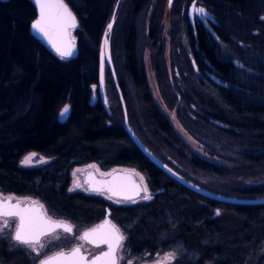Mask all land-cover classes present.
I'll use <instances>...</instances> for the list:
<instances>
[{
  "label": "trees",
  "instance_id": "trees-1",
  "mask_svg": "<svg viewBox=\"0 0 264 264\" xmlns=\"http://www.w3.org/2000/svg\"><path fill=\"white\" fill-rule=\"evenodd\" d=\"M64 1L78 20V52L71 59L59 58L30 32L37 15L30 0H0V192L36 197L57 215L88 220L100 212L103 202L68 191L71 168L85 161H95L103 169L134 168L154 196L149 202L115 209L127 229L133 257L174 251L172 264H243L248 250L264 240V204H226L184 188L133 145L123 129V112L110 78L105 82L107 109L100 98H91L93 88L98 95L99 44L116 14L111 60L127 121L142 142L160 157L149 138L153 137L180 160L178 166H170L205 189L264 197V0H198L212 14L211 28L218 40L201 23L191 26L183 18V0L173 1L177 5L169 20L170 58H185L189 74L185 78L183 69L178 74L198 104L178 88L175 74L168 75L162 45L156 44L167 0H154L150 10L146 34L162 102L175 110L208 158L182 152L163 136L180 143L149 93L132 23L150 0ZM180 30L199 72L177 43ZM217 42L225 43L237 60L224 59ZM132 95L139 112L131 105ZM65 106L68 116L59 121ZM28 152L52 160L24 167L19 161ZM216 210L221 213L215 215ZM162 232L171 237L160 239ZM12 257L0 245V260L18 264ZM255 264H264V252Z\"/></svg>",
  "mask_w": 264,
  "mask_h": 264
},
{
  "label": "rangeland",
  "instance_id": "rangeland-1",
  "mask_svg": "<svg viewBox=\"0 0 264 264\" xmlns=\"http://www.w3.org/2000/svg\"><path fill=\"white\" fill-rule=\"evenodd\" d=\"M174 0H171V3L169 2V0H167V3H165V7L161 13V23H160V37L158 39V41L156 42L157 45H162V51H163V56L166 62V67H167V73L169 76H171L173 74H175L174 76V81L177 84L178 88L182 91L185 92L187 95H189L192 99V103L193 104H198L199 103V99L196 98L191 92L190 89L187 88V86L184 84V82L182 81V78L180 77V75L178 74V69H183L184 71L182 72L184 77L186 78V76H188V71L186 70L187 67H185L184 63H183V59L182 57L179 56H175V58H170V54H171V43H170V38L168 36V31H169V20H170V15L173 14V6L177 5L176 3L173 2ZM192 0H183L182 4H181V11H182V16L183 18H185L186 20H188V16H187V10H188V6L191 3ZM154 3V0H150L149 4L143 5L142 6V12L139 13V15L137 16V18L132 19V23L134 25V27L136 28V32H137V51L138 54L140 56V60L143 64L144 67V71H145V75H146V80H147V87L149 89V93L153 99L154 102H156V104L158 105L159 109L161 110V112L163 113L164 117H166V119L168 120L175 136L177 137V139L180 140V143L177 142H173V139H171L170 137H167L166 135H163L164 137H166V140L171 143V145H174L176 149H179L182 152L185 153H189L192 152L193 154H196L197 156L203 157V158H208V156L206 155V153L204 152V148L203 146L196 141V139L186 130V128L183 126V124L181 123V121L179 120V117L177 116V114L175 113V110H170L168 109L164 103L162 102V96L160 93V88H159V83L157 81V77H156V73L154 70V65L152 62V50L153 47L150 45L151 44V40L148 39L147 34H146V30L148 27V23H149V18L151 16V8L152 5ZM185 22V19H183ZM198 21V18L196 16L193 17V24H195ZM184 23H180V27L183 29L184 28ZM71 36L73 39H75L74 36V30H71ZM183 31L180 30V34L179 37L177 39V43L180 45V49H182L185 53L186 56L189 59H191L190 56V52L188 50L187 47V42L185 39V36L182 35ZM112 34H110L111 37ZM109 38V35L106 36V39ZM176 41V36H175V40L173 42ZM152 48V49H151ZM216 48L218 50V52L220 53V55L227 60L230 61H236L237 60V56L236 54L230 50V48L223 42H217ZM179 50V49H178ZM177 50V51H178ZM110 56H111V52H110ZM111 64H112V70L110 69L109 64H107L105 62L104 64V80L106 82V80L108 78H110L113 82V85L115 87L116 90V96H117V100L120 103V100L118 98V90L119 86L117 84V80H116V75L114 72V68H113V63L111 60ZM181 74V73H180ZM93 94H92V98L91 101H95L97 99V97L99 98V93L97 95L95 88H93ZM97 89V88H96ZM104 90H105V97H106V104L108 106V99H107V91L108 89H106V87L104 86ZM131 89L128 87V91L132 94V92L130 91ZM98 92V90H97ZM121 94V92H120ZM109 95V99L111 98L110 93H108ZM122 95V94H121ZM122 97V96H121ZM130 102L132 107L135 109V111L139 112L140 108L138 103L136 102L137 99L135 97V95H132L130 97ZM123 104H124V108L126 107L125 105V101L123 100ZM121 106V104H120ZM195 109V108H194ZM196 110V109H195ZM142 118L139 116L138 117V123L139 125H141L143 127L144 130H146L144 124L142 123ZM130 128L132 130L133 127L130 125V123H128ZM123 125V122H122ZM135 132V131H134ZM136 133V132H135ZM137 135V134H136ZM138 136V135H137ZM149 136V135H148ZM139 137V136H138ZM149 138L152 141V146L155 147L156 150H158L159 152V158L164 161L167 165L170 163H174L176 166L179 165V159L174 156V154L172 152H170L169 150L165 149L164 147L159 145V142L156 140H154L153 137L149 136ZM148 147V146H147ZM118 148V146H117ZM149 148V147H148ZM107 149V148H105ZM112 148H108V150H110ZM150 149V148H149ZM154 153V152H153ZM30 154H35V155H31ZM156 155V154H155ZM157 156V155H156ZM30 157V158H29ZM158 157V156H157ZM26 158L27 159L26 161ZM52 160V158H48L45 157L43 155H40L38 153L35 152H28L26 154H24L22 156V158L19 161V164L24 166V167H38V166H44L46 164H48L50 161ZM26 161V162H25ZM171 167V166H170ZM88 168H94V170L99 174V175H107L109 172L115 170V169H120L126 172H131L135 177V179L141 183L142 188H143V196L146 195H150L151 199H143V196L139 197L138 199L132 200L130 202H128L127 204H135V203H143V202H149L150 200L153 199V194L151 193V191L147 188L144 177L138 173L136 170L130 168V167H125V166H113L111 168H107L106 169H101L99 167L98 164L95 163H88L85 165H80V166H73L71 168V170L69 171V185H68V190L69 191H75V190H81L84 191V186L82 185L80 176H79V172L82 170H86ZM172 168V167H171ZM173 169V168H172ZM175 170V169H174ZM176 171V170H175ZM177 172V171H176ZM178 173V172H177ZM181 175V174H180ZM184 177V176H183ZM245 185H248L249 183H243ZM71 189V190H70ZM145 189H147V191H145ZM208 190V189H207ZM211 191V190H210ZM218 193V192H217ZM221 194V193H220ZM224 195V194H223ZM0 196H4V194H2L0 192ZM32 197V196H30ZM34 198V201L37 202V204H39L44 211L49 214V215H53L52 213H50V211L48 210V208L45 206V204L40 201L38 198L36 197H32ZM242 198V197H240ZM221 213L220 210H216L215 215H219ZM0 238H8L12 235V231H13V226L10 223V221H8V226H4L2 223V219H0ZM81 224H79L76 228V232L77 231H81ZM171 233H166V232H162L160 234V239H168L169 237H171L170 235ZM58 235L57 234H53L47 238H45L44 240H42V242H46L49 239H54L57 238ZM127 236L125 235L124 240L126 241ZM216 241L213 240L212 244H214V242ZM204 243L207 242V240L203 241ZM10 245L9 247H20L22 249H24L28 255H29V259L30 262L32 264H37L38 261L40 260L41 256L40 254H33L32 253V249L28 248L27 246H21V245H17V244H13L11 242H9ZM37 249L39 250L40 247L39 245H37ZM30 250V251H29ZM264 252V240H262L255 248H252L250 250H248V252L246 253L245 257H244V261L243 264H255L257 258ZM137 258V259H136ZM133 259H128L126 261V264H143V263H151L154 264L156 262L161 261L162 264H172L174 258H175V252L174 251H155V252H144L141 255H139L138 257H136ZM206 264H211V263H206Z\"/></svg>",
  "mask_w": 264,
  "mask_h": 264
},
{
  "label": "flooded vegetation",
  "instance_id": "flooded-vegetation-1",
  "mask_svg": "<svg viewBox=\"0 0 264 264\" xmlns=\"http://www.w3.org/2000/svg\"><path fill=\"white\" fill-rule=\"evenodd\" d=\"M123 1L124 0H122V2ZM198 6H203V5L201 4L200 1L196 0L195 7H198ZM141 12H142V10H141ZM115 15L113 16V18L110 19V21L108 22V24L106 25V28H105L106 30H108L107 26L112 22V28L110 31H108L109 39L107 40L110 48H111V46H110L111 45L110 34H112V31L114 28ZM194 16L197 17L196 14H194ZM197 18H198L197 22L201 23L204 26L205 30L208 31L206 26L199 19V17H197ZM188 21H189V18H188ZM190 25L193 26L192 23H190ZM216 40H218V39L216 38ZM186 42H187V39H186ZM190 56H191V53H190ZM179 57H182V56H179ZM182 59H183L182 61H183L184 65L186 67L187 65L185 64L186 63L185 58L182 57ZM189 63L193 66V68L196 72H199L198 71V64L195 63L192 56H191V59H189ZM123 129H124V126H123ZM124 131H125V129H124ZM125 133H126V131H125ZM133 145H134V143H133ZM88 163H95V161H85V162L79 163L77 166L85 165ZM96 164L99 165V163H97V162H96ZM113 166H120V165H112L108 168H111ZM99 167L101 168L100 165H99ZM101 169H103V168H101ZM132 169H134V168H132ZM134 170H136V169H134ZM117 171L123 172V170L115 169V170L109 172L107 175H99L94 170V168H88L86 170H82L79 172V176H80L82 185L84 186L85 190L84 191H81V190L69 191L68 190L69 192L80 193L83 196L92 197V198L98 199V200L103 202V205L101 206L100 212H98V214H96V215L95 214L91 215V218L88 220H78V219H74L72 217H68V216H64V215H57V214L53 213L45 205L48 208V210L50 211V213L53 214V215H49L41 207L40 211L42 212V214H41L42 216H44L45 218H50L51 220H54V221L66 222L67 224L72 226V232L67 233V232H64L62 228H56L54 232H52L48 235L41 236L40 237V243L43 244L44 247L40 248L39 250L37 249V251L39 252V254L41 256L40 260L45 259L47 257L55 256V254L63 252L65 254V256L61 258L60 264H72V260L69 259V257L71 256V250L77 246H79V248H80L79 256L83 257V259L79 261V264H91V262L96 257H101V259L98 260L96 262V264H109V261L111 259L115 260V264H126V261L128 259L134 260V258H136V257H133L131 248L128 245L129 236H128L127 229L120 221L117 220L116 212L121 210V208H125L127 206L133 205V204H127V203L143 196V191L136 198L130 199V198L124 197L123 196L124 194L122 195L116 189L114 190V189L110 188V184H109V182H106L107 180L105 178H108L112 173H115ZM138 173H140V172H138ZM144 180H145V178H144ZM145 183H146L147 188L149 189L146 180H145ZM150 191L154 196V191H152V190H150ZM2 194H4V196H2V197L0 196L2 200L7 198V197H11L10 201L4 202L8 206L17 205V203L19 202V207L21 209H23V208H30L31 209V207H32L31 204L33 202H35L34 198H32L30 196H26V195H15V194H10V193H2ZM144 197L145 196H143V199H144ZM16 201H17V203H14ZM35 203H37V202H35ZM115 209H119V210H115ZM106 218L108 219L109 223L106 224L105 228H102L101 230H99V227L101 226V224L104 223ZM0 219H2L3 225H4V221L7 220V222L10 221V223L13 226L12 235L10 237L0 238V245H2L4 247L5 253H8L10 255L15 256V257H12V259L16 260V258H17L19 261L18 264H20V261H22L24 264H32L30 262L28 253L24 250L25 248L22 249L19 246L17 248L16 247H9V245H10L9 242H11L13 244H17V242L15 240H13V235L15 234L16 225L19 223V217H0ZM79 224H81L82 229H81V231L76 232V228ZM113 226L115 229L119 230V232H118L119 235H122L124 238L126 235L127 239H126V241L124 239L122 241H120L119 246H117L115 241H113L114 252H113L112 257H103L102 256L103 253L109 252V247H108L107 243L101 242V237L106 235V234H110ZM91 229H96V232L92 233L88 239H79L78 238V237L82 236L85 231H88ZM53 234H57L58 238L49 239L46 242H42V240H44L45 238H47ZM17 245H19V244H17ZM21 246H24V245H21ZM37 251L32 250V253L35 255V254H37ZM40 260L38 261L37 264H40ZM11 262L12 261H7L4 259L0 260V264H12ZM53 264H55V263H53ZM143 264H151V263H143Z\"/></svg>",
  "mask_w": 264,
  "mask_h": 264
},
{
  "label": "water",
  "instance_id": "water-1",
  "mask_svg": "<svg viewBox=\"0 0 264 264\" xmlns=\"http://www.w3.org/2000/svg\"><path fill=\"white\" fill-rule=\"evenodd\" d=\"M1 1H6V0H1ZM30 1L34 4L36 12H37L36 18L30 24V32L36 38H38L46 47H48L56 56H58L59 58H62L61 55L57 52L56 48H54L52 46V44L49 43L47 38L42 37L40 34L34 32L32 30V27H31L32 23L36 19H38V17H39V7L35 3V0H30ZM63 2H64V4L67 5L68 9L71 11L73 16H75L74 13L72 12V10L70 9V7L68 6V4L64 0H63ZM195 2H196V0H192L190 5L188 6V10H187V14H188L187 16L189 18L190 23H192V24H193L194 14H196V9L197 8L205 9L203 6L195 7ZM205 10L207 12V16L197 15V14L196 15H197V17H199L201 22L206 26L207 30L211 33L213 38L216 39L217 37L213 33L212 28H211V24H214L215 20L212 17V14L207 9H205ZM75 18H76V16H75ZM75 24H76L75 27H72L69 25V26H66L65 28H63V30L60 31L59 33H57V32L52 33V39L59 47H61V48L69 47L71 52H72V54L70 56L63 57L62 59H71V58L75 57L77 52H78L76 40L72 38L71 32H70L71 30H75L78 27L77 18L75 20ZM111 24H112V22H111ZM105 33H106V29L103 32L101 42L99 44V72H98L97 90H98L99 98H100L101 102L103 103L104 107L107 109L105 90H104V86H105L104 64H105V62L107 64H109L111 70H112V64H111V56H110V47H109V44L107 41L109 38L106 39ZM214 80L218 82L217 79H214ZM117 92H118L117 94H118V98H119L120 104H121V109L123 112V126H124V129H125L128 137L134 143V145L143 153V155L147 159H149L156 167H158L166 176H168L169 178H171L172 180H174L176 183L180 184L184 188L189 189L192 192H194V193H196V194H198L204 198L216 200V201L226 203V204H235V205L264 204V197L240 198V197L223 195V194H220V193H217L214 191L207 190V189L195 184L194 182L188 180L187 178L183 177L179 173H177L174 169H172L169 165H167L164 161H162L159 157H157L142 142V140L136 135L134 130H132L130 128L128 121H127L126 110L124 108V104L122 101L120 91L118 90ZM61 111H60V113H61ZM60 113L58 116V120L64 121L67 118L69 111H68L67 115L64 116L63 118H61ZM134 177L135 176L131 172L117 171L115 173H112L108 178H105V179L107 180L106 182H109L110 188H112L114 190L116 189L122 195L124 194L123 195L124 197L132 199V198H136L137 196H139L140 193L143 191L141 183L138 182ZM161 191H162V189H159L156 192H161ZM8 198L9 197L2 200L0 197V201H3V202L10 201V199H8ZM14 203H17V201ZM31 206H32L31 209L34 210V213L36 215L42 214V212L40 211L41 206L39 204L33 202L31 204ZM105 221H108V219L106 218ZM105 221L103 224H101V226H103V227H99V230L106 227ZM61 258L54 260L53 263L60 264ZM154 264H162V262L159 261V262H156Z\"/></svg>",
  "mask_w": 264,
  "mask_h": 264
},
{
  "label": "snow or ice",
  "instance_id": "snow-or-ice-1",
  "mask_svg": "<svg viewBox=\"0 0 264 264\" xmlns=\"http://www.w3.org/2000/svg\"><path fill=\"white\" fill-rule=\"evenodd\" d=\"M169 2L171 3V0H169ZM35 3L39 7V17L32 23V30L40 34L42 37L47 38L49 43L52 44L54 48H56L57 52L61 55L62 58L70 56L72 54L70 48L59 47L53 41L52 33H59L63 30V28L69 25L75 27V16H73L67 5L64 4L63 0H35ZM196 14L207 16V12L203 8H197ZM262 19H264V17H262ZM111 28L112 24L110 23L108 25V30H106L105 33L106 36L108 35V31H110ZM68 111V106H65L60 113L61 118L66 116ZM31 155L35 154H30V156ZM29 158H26V161ZM145 191H147V189H145ZM8 199H11V197H9ZM144 199H151V196L146 195ZM0 217H19V223L16 225L13 240H15L17 244L27 246L33 251H37V245H39L40 248H43L44 245L40 243V237L54 232L56 228H62L63 231L67 233L72 232V226H70L66 222L54 221L50 218H45L42 215H36L34 214V210L30 208L21 209L19 207V202L17 203V205L8 206L3 201H0ZM107 223L108 221H105V224ZM4 226H8L7 220L4 221ZM95 232L96 229L85 231L83 235L78 238L88 239L89 236ZM118 232L119 230L115 229L113 226L110 234H106L101 237V242L107 243L109 247V252L103 253V257H112L114 252L113 241H115L116 245L119 246L120 241L124 239V237L122 235H119ZM79 252V246L71 250V256L69 257V259L72 260V264H79V261L83 259V257L79 256ZM37 255H39L38 251ZM64 256L65 254L63 252L57 253L55 254V256L41 259L40 264H53L54 260ZM100 259L101 257H96L91 262V264H96V262ZM109 264H115V260L111 259L109 261Z\"/></svg>",
  "mask_w": 264,
  "mask_h": 264
}]
</instances>
